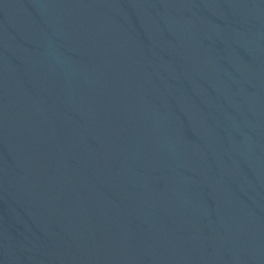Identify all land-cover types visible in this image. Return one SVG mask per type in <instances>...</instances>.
<instances>
[{
  "label": "water",
  "instance_id": "water-1",
  "mask_svg": "<svg viewBox=\"0 0 264 264\" xmlns=\"http://www.w3.org/2000/svg\"><path fill=\"white\" fill-rule=\"evenodd\" d=\"M0 264H264V0H0Z\"/></svg>",
  "mask_w": 264,
  "mask_h": 264
}]
</instances>
